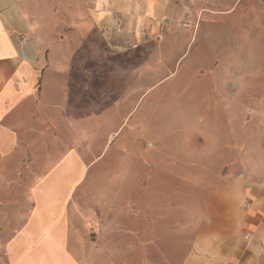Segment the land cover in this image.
Returning <instances> with one entry per match:
<instances>
[{"label": "crops", "instance_id": "1", "mask_svg": "<svg viewBox=\"0 0 264 264\" xmlns=\"http://www.w3.org/2000/svg\"><path fill=\"white\" fill-rule=\"evenodd\" d=\"M181 4L0 0V264H264V181L223 180L192 225L167 226L148 180L134 211L126 181L115 194L85 179L97 60L149 58V30L167 17L170 43Z\"/></svg>", "mask_w": 264, "mask_h": 264}, {"label": "rangeland", "instance_id": "2", "mask_svg": "<svg viewBox=\"0 0 264 264\" xmlns=\"http://www.w3.org/2000/svg\"><path fill=\"white\" fill-rule=\"evenodd\" d=\"M177 1L174 39L162 17L149 58L97 60L98 91L85 85L81 111L91 189L116 194L126 181L137 211L148 180L174 212L167 226L183 214L192 225L223 180L264 181V0Z\"/></svg>", "mask_w": 264, "mask_h": 264}, {"label": "built area", "instance_id": "3", "mask_svg": "<svg viewBox=\"0 0 264 264\" xmlns=\"http://www.w3.org/2000/svg\"><path fill=\"white\" fill-rule=\"evenodd\" d=\"M166 31H167V28H166L165 20L164 18H160L156 22V29L154 30L150 29L149 33L151 35V38L155 42H161L166 36Z\"/></svg>", "mask_w": 264, "mask_h": 264}]
</instances>
